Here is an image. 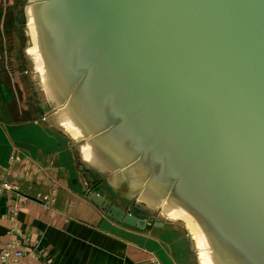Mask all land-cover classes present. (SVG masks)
Listing matches in <instances>:
<instances>
[{
  "label": "water",
  "instance_id": "1",
  "mask_svg": "<svg viewBox=\"0 0 264 264\" xmlns=\"http://www.w3.org/2000/svg\"><path fill=\"white\" fill-rule=\"evenodd\" d=\"M25 73L92 202L264 264V0H21Z\"/></svg>",
  "mask_w": 264,
  "mask_h": 264
},
{
  "label": "crops",
  "instance_id": "2",
  "mask_svg": "<svg viewBox=\"0 0 264 264\" xmlns=\"http://www.w3.org/2000/svg\"><path fill=\"white\" fill-rule=\"evenodd\" d=\"M16 3L0 0V248L17 240L23 255L0 264H197L181 224L137 229L92 202L76 149L26 77Z\"/></svg>",
  "mask_w": 264,
  "mask_h": 264
},
{
  "label": "built area",
  "instance_id": "3",
  "mask_svg": "<svg viewBox=\"0 0 264 264\" xmlns=\"http://www.w3.org/2000/svg\"><path fill=\"white\" fill-rule=\"evenodd\" d=\"M1 186L9 191H16L17 187L14 184H9V183H3ZM18 212V206L15 204L10 213H11V218H14ZM18 241L17 240H10L8 244L4 247L0 248V262L2 263H8L11 260H15L20 258L23 255V252L21 249H18ZM153 264H157L155 260L152 261Z\"/></svg>",
  "mask_w": 264,
  "mask_h": 264
},
{
  "label": "rangeland",
  "instance_id": "4",
  "mask_svg": "<svg viewBox=\"0 0 264 264\" xmlns=\"http://www.w3.org/2000/svg\"><path fill=\"white\" fill-rule=\"evenodd\" d=\"M18 1V3H16L17 4V14H19L20 13V10H18V5L21 3V0H17ZM22 26H19V36H20V39L22 40V42H21V48H23V46H24V37H23V31H22ZM20 53H21V49H20ZM26 77H27V74H26ZM28 78V77H27Z\"/></svg>",
  "mask_w": 264,
  "mask_h": 264
},
{
  "label": "trees",
  "instance_id": "5",
  "mask_svg": "<svg viewBox=\"0 0 264 264\" xmlns=\"http://www.w3.org/2000/svg\"><path fill=\"white\" fill-rule=\"evenodd\" d=\"M17 3H18V1H17ZM18 21H19V25L22 26V23L20 22L19 18H18ZM21 49H22V48H21ZM20 56H21V60H22L23 66H24V60H23V58H22L21 53H20ZM24 68H25V67H24Z\"/></svg>",
  "mask_w": 264,
  "mask_h": 264
},
{
  "label": "bare ground",
  "instance_id": "6",
  "mask_svg": "<svg viewBox=\"0 0 264 264\" xmlns=\"http://www.w3.org/2000/svg\"><path fill=\"white\" fill-rule=\"evenodd\" d=\"M202 264H204V262L202 261Z\"/></svg>",
  "mask_w": 264,
  "mask_h": 264
}]
</instances>
